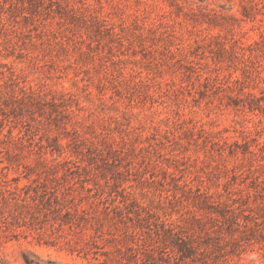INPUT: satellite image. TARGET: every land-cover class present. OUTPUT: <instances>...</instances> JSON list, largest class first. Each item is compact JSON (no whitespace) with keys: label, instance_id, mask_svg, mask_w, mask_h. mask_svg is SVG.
<instances>
[{"label":"rangeland","instance_id":"obj_1","mask_svg":"<svg viewBox=\"0 0 264 264\" xmlns=\"http://www.w3.org/2000/svg\"><path fill=\"white\" fill-rule=\"evenodd\" d=\"M0 264H264V0H0Z\"/></svg>","mask_w":264,"mask_h":264},{"label":"trees","instance_id":"obj_2","mask_svg":"<svg viewBox=\"0 0 264 264\" xmlns=\"http://www.w3.org/2000/svg\"><path fill=\"white\" fill-rule=\"evenodd\" d=\"M179 248L182 250V246H179Z\"/></svg>","mask_w":264,"mask_h":264}]
</instances>
